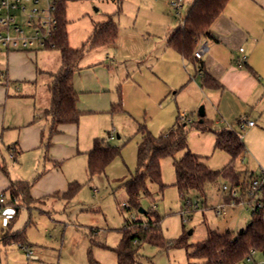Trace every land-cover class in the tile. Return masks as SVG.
<instances>
[{"label":"rangeland","instance_id":"rangeland-1","mask_svg":"<svg viewBox=\"0 0 264 264\" xmlns=\"http://www.w3.org/2000/svg\"><path fill=\"white\" fill-rule=\"evenodd\" d=\"M172 1L121 0L117 11V3L111 0H67L69 45H84L72 77L79 93L76 108L80 116L77 123L59 126L50 138V118L43 112L50 100V72L61 65L59 51L36 47L35 51L11 50L7 55L1 47L0 86L4 87L6 108L5 125L0 128V161L7 174L0 171V192L9 180L29 181L33 182L30 194L39 201L22 205L15 218L8 219L9 224L2 228L0 224L2 235L22 230L27 244L0 242V264H117L111 247L118 244L125 221L136 217L146 221L153 213L160 217L164 239L184 235L187 243L203 239L208 228L237 231L250 221L262 191L252 197L243 191L242 182H249L250 173L256 177L264 173V126L257 122L256 128L262 127L259 130L241 127L236 118L229 122L223 119L225 122L217 125L215 121L221 116L213 98L193 83L196 78L200 83V76L191 63L184 66L167 58L166 32L186 14V3L178 16ZM26 5L46 9L47 0ZM108 15L117 25L115 42L88 45L86 40L94 27ZM113 103L119 106L113 109ZM201 106L203 118L213 129L230 124L242 135L245 151L233 163L239 184L220 176L205 185L203 194L190 189L181 195L174 185L173 159L165 157L160 162L164 185L148 181L149 193L140 192L137 207L129 204L122 182L136 169L140 125L159 135L178 117L185 124L187 149L204 156L214 170L229 161L225 151L214 147L213 133L198 130L191 123L200 119ZM254 121H258L255 116ZM95 138L118 147L119 153L103 171L90 176L87 152ZM185 151L179 150L175 156ZM70 182H77L79 188L74 196L65 198L62 194ZM231 191L238 200H232ZM54 192L58 196L52 195ZM3 194L2 213L8 218L13 207L8 192ZM188 200L197 201V206L187 205ZM220 203L226 204L222 215L214 211ZM139 208L146 212H139ZM186 254L182 246L162 248L144 242L137 264H187ZM241 264H264V250H254L252 258Z\"/></svg>","mask_w":264,"mask_h":264},{"label":"trees","instance_id":"trees-1","mask_svg":"<svg viewBox=\"0 0 264 264\" xmlns=\"http://www.w3.org/2000/svg\"><path fill=\"white\" fill-rule=\"evenodd\" d=\"M111 1L117 3V11H120L121 0ZM228 1L194 0L179 26L167 39L168 46L177 51L184 60L190 62L196 72L201 74V84L205 88H217L220 85L206 73L202 61L194 56V51L202 37L212 36L211 24L223 11ZM66 2L67 0L56 1L54 11L56 24L51 36L52 46H48L57 49L61 59L59 69L54 73L50 72L51 81L47 86L50 100L48 107L43 112L50 118L49 138L57 132L60 125L77 123L80 116V112L76 109L79 93L73 86L72 77L84 45L81 47L69 45ZM116 36L117 25L113 21L112 15H108L105 21L96 24L86 43L90 46L113 44ZM116 106H119V103L112 104L113 109ZM239 120L240 118L237 119L238 123ZM191 123L198 130H210L214 135V147L225 151L229 155V161L222 168L214 170L205 163L203 156L187 149L185 124L180 122L178 117L171 127L159 135L151 134L144 125H140L136 169L130 178L122 182L129 204L137 207L140 192L149 193L146 185L148 181L156 183L160 187L164 185L161 181L160 162L165 157L173 159L174 185L181 195L190 189L203 194L205 185L216 182L220 176L227 177L235 184H239L238 174L233 163L245 151L242 135L231 128L213 129L210 122L205 119ZM47 145L49 146V143ZM183 149L186 151L176 157L175 154ZM118 153V147L107 144L101 138H95L92 147L87 152L86 169L88 174L91 176L103 171ZM0 171L7 174L6 165L2 161H0ZM249 177L250 182L256 176L250 173ZM249 182H242L243 191L247 192ZM32 185L33 182L29 181L9 180L7 188L1 191L8 192L9 204L14 209L10 221L15 218L22 205L29 206L35 201H39L30 194ZM78 188L77 182H70L62 196L70 198L75 195ZM260 189L262 191L261 199L264 200V185ZM231 198L233 201L238 200L233 196ZM153 216L146 221L138 217L125 221L120 229L121 236L118 244L111 247L116 255L117 264H137L138 250L144 242L162 248L170 246L186 248L187 264H238L247 258L252 249L264 250V208L256 205L252 208L251 219L245 227L237 231L227 229L223 232L208 228L206 236L196 243H187L184 235L167 241L160 231L159 215L153 213ZM0 242H18L20 245H27L22 230L15 232L9 230L3 235L0 234ZM191 245L193 248L189 250Z\"/></svg>","mask_w":264,"mask_h":264},{"label":"crops","instance_id":"crops-1","mask_svg":"<svg viewBox=\"0 0 264 264\" xmlns=\"http://www.w3.org/2000/svg\"><path fill=\"white\" fill-rule=\"evenodd\" d=\"M193 1L183 0L182 3H186L185 13ZM180 23L181 21L176 26L168 28L165 36L166 42H163L165 44L164 53L168 55L167 58L170 61L175 64L182 63L185 66L190 62L184 60L177 51L166 45L169 35ZM210 31L212 36L202 37L198 43V45L200 43L207 44V50L199 59L202 61L206 73L213 77L220 86L217 88L203 87L201 74L196 72L191 64L195 73L200 76V83L198 78L193 83L198 90L206 92L213 98L217 112L221 116L220 121H215L217 125L224 123L223 119L228 122L233 118L237 120L240 117L254 120L255 116L258 121H255V124L250 128L259 130L262 127L256 128L257 122L264 126V0H229L223 11L211 24ZM241 47L242 51L239 49ZM31 51H35V49ZM10 52L11 50H6L7 55ZM240 58H242V62ZM46 74L48 73L46 72ZM4 92V87L0 86L1 129L5 125L6 96ZM200 108L203 110V114H200ZM200 108L198 116L200 119H204V108L202 106ZM224 128L232 129V125L221 126V129ZM57 192L52 195L58 196ZM13 213L14 209L12 208L8 211V218L0 217L1 228L9 224L8 219L10 220Z\"/></svg>","mask_w":264,"mask_h":264},{"label":"built area","instance_id":"built-area-1","mask_svg":"<svg viewBox=\"0 0 264 264\" xmlns=\"http://www.w3.org/2000/svg\"><path fill=\"white\" fill-rule=\"evenodd\" d=\"M56 1L47 0V8L38 9L36 7L28 8L26 5L27 2L37 3L38 0H0V49L4 47L6 50H34L36 47L52 46L51 36L56 24L54 15ZM171 3L176 10V15L181 16L182 1L173 0ZM239 49L243 50L242 47ZM206 50L207 44L200 43L194 51V56L201 58ZM240 61H243L242 58ZM181 119H184V115L181 116ZM239 123L241 127H251L255 121L241 117ZM262 185H264V173L249 182L247 192L253 197L257 192H260ZM222 188L227 189L225 185ZM234 193L235 191H231V196ZM258 199L255 205L264 208V200ZM4 202V194L0 192V217H3ZM186 203L189 206H197V202L192 203L188 200ZM214 211L218 215L225 214L226 204L215 206ZM253 251V249L250 251L247 258L252 257Z\"/></svg>","mask_w":264,"mask_h":264},{"label":"water","instance_id":"water-1","mask_svg":"<svg viewBox=\"0 0 264 264\" xmlns=\"http://www.w3.org/2000/svg\"><path fill=\"white\" fill-rule=\"evenodd\" d=\"M200 114H203V110H201V108H200ZM200 121H201V119H200ZM139 212H144V210L139 208Z\"/></svg>","mask_w":264,"mask_h":264}]
</instances>
